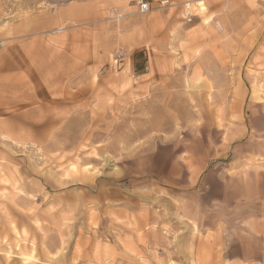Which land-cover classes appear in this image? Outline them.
Masks as SVG:
<instances>
[{
    "label": "rangeland",
    "instance_id": "obj_1",
    "mask_svg": "<svg viewBox=\"0 0 264 264\" xmlns=\"http://www.w3.org/2000/svg\"><path fill=\"white\" fill-rule=\"evenodd\" d=\"M11 1L0 28V255L264 264V0L230 12L227 0L185 2L165 32L160 0L145 13L140 0ZM78 3L99 16L62 37H4L20 10ZM50 43H66L63 59Z\"/></svg>",
    "mask_w": 264,
    "mask_h": 264
},
{
    "label": "crops",
    "instance_id": "obj_2",
    "mask_svg": "<svg viewBox=\"0 0 264 264\" xmlns=\"http://www.w3.org/2000/svg\"><path fill=\"white\" fill-rule=\"evenodd\" d=\"M147 3H150L151 6L155 4L157 0H146ZM170 5L162 7L161 9V31L169 30L173 25H175L177 21V15L178 9L181 11V7L179 6L182 3L185 2H198L200 0H169ZM53 3V0H46L47 3ZM118 4L120 3H130L132 0H117ZM226 10L227 12H230L233 7H235L236 3H238V6L245 5V2L249 4L250 6L253 5V2L251 0H227L226 1ZM85 3H78L77 5L69 6V5H62L58 6L56 10H53L52 6L45 7L44 10L35 11L33 13H30L29 15L24 16V12L20 10L16 16V18H19V21H14L12 24L7 27V30L4 32V37L7 36H13L11 40L18 41V38H22L27 35H32L34 38H37L39 35H42L43 33H47V35H50L49 33L52 32L54 34L58 33L59 36H63L62 34L65 32L64 29H66V25H69L71 21L73 23L77 24L78 26H84L86 20H95L97 16H99V11L101 9H98L96 7L94 8H87ZM23 4H19V7H21ZM17 9V6L13 1L11 0H0V28L6 29L5 25L9 24L10 22H7V18L9 15L15 12ZM177 9V11H175ZM129 12H133L134 7L128 9ZM235 10V9H232ZM223 17L222 19H224ZM6 23V24H5ZM78 33L80 30L77 31ZM10 39V38H9ZM11 40H8L6 44V49L3 52L4 57L11 59L10 53L7 52L9 48L14 44L11 42ZM35 43L38 42V39H35L32 43L34 45L27 46L24 48L25 51H30L32 48V51H35V48H38V45L36 46ZM15 43L14 45H16ZM21 44V43H18ZM66 43H62L56 46H53L52 43L45 44L46 51L51 52H57V57L63 59L64 56L62 55L64 52L63 45ZM22 46H17V51L21 50ZM62 53V54H61ZM1 57V55H0ZM17 58V56H14ZM33 59V57H32ZM115 64V65H114ZM113 67H116L117 69H120V63H112ZM125 68L130 71L132 69H135V61L132 59V61L125 62L124 63ZM74 67H76L74 65ZM58 70L60 74H63V67L58 65ZM0 264H21V262H18L16 260H9L4 254L0 255ZM23 264V263H22ZM24 264H38V263H31L26 262Z\"/></svg>",
    "mask_w": 264,
    "mask_h": 264
},
{
    "label": "built area",
    "instance_id": "obj_3",
    "mask_svg": "<svg viewBox=\"0 0 264 264\" xmlns=\"http://www.w3.org/2000/svg\"><path fill=\"white\" fill-rule=\"evenodd\" d=\"M160 4H161V7H165V6L170 5V2H169V0H160ZM138 5L140 8V12H142V13L148 12L150 10L149 4L147 2H144L143 0H140L138 2ZM1 45H2V43L0 41V47H1Z\"/></svg>",
    "mask_w": 264,
    "mask_h": 264
},
{
    "label": "bare ground",
    "instance_id": "obj_4",
    "mask_svg": "<svg viewBox=\"0 0 264 264\" xmlns=\"http://www.w3.org/2000/svg\"><path fill=\"white\" fill-rule=\"evenodd\" d=\"M199 6H200V10H204V7H202L200 4H199Z\"/></svg>",
    "mask_w": 264,
    "mask_h": 264
}]
</instances>
